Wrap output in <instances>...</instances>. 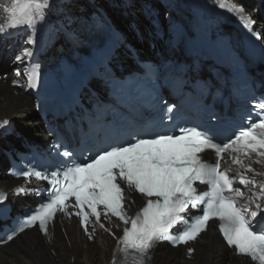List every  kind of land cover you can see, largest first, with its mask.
<instances>
[{"label": "snow or ice", "instance_id": "obj_1", "mask_svg": "<svg viewBox=\"0 0 264 264\" xmlns=\"http://www.w3.org/2000/svg\"><path fill=\"white\" fill-rule=\"evenodd\" d=\"M49 3L50 0H0V13L5 20L0 34L18 27L35 28L43 22ZM217 6L236 16L245 28L254 23L235 3L218 0ZM33 43L31 39L27 41L29 45ZM30 56L24 51L17 62ZM15 75L19 77L21 73ZM37 81L38 70L30 69L27 87L34 89ZM254 107L259 121L250 123L247 130L223 145L201 131L187 128L175 136L136 139L127 146L105 151L82 166L69 165L50 174L28 169L19 178L25 182L30 178L46 181L50 189L45 193L46 202L23 221L16 235L37 228L48 237L49 222L60 214L68 219L77 217L91 240L93 236L86 227L91 222L89 214L109 235L101 217L108 223L114 217L125 227L111 264H149L151 253L159 244L187 247L207 233L211 225L237 258L246 259L249 264H264V231L256 230L258 224L264 223V218L258 219L264 217V102ZM6 126L7 121L0 122V129ZM204 154L208 155L207 160ZM248 164H257L261 170ZM241 171L251 175H241ZM13 195H26L25 188L21 186ZM135 196L143 200V208L129 216L127 207ZM6 200L7 196L0 193V204ZM189 210L200 213L191 222L185 219ZM177 228L180 231L174 234ZM192 254L191 250L187 252L188 257Z\"/></svg>", "mask_w": 264, "mask_h": 264}, {"label": "bare ground", "instance_id": "obj_2", "mask_svg": "<svg viewBox=\"0 0 264 264\" xmlns=\"http://www.w3.org/2000/svg\"><path fill=\"white\" fill-rule=\"evenodd\" d=\"M68 1V0H63ZM103 3L106 0H98ZM86 1L80 2V9L83 13ZM76 0L71 4L74 11ZM138 6V0H133L129 7V12H135ZM79 16V14L67 11L64 17L70 21L71 17ZM120 25H128L132 14L128 15V19L124 20L122 14L118 13ZM84 18V17H83ZM138 20L142 24L143 18L139 15ZM264 28V26L262 27ZM261 28V29H262ZM81 33V30L78 29ZM260 31V30H259ZM129 37L139 38L141 41L148 36L142 32L128 33ZM158 45V43H156ZM163 47V46H160ZM7 67V63L0 58V68ZM193 74V73H186ZM11 76L6 81H0V122L4 119L13 120L16 126L24 131L32 140L46 138V132L42 122L34 119L31 113L35 110L27 112L35 107L34 102L26 94H22L20 90L10 85ZM27 112V113H26ZM16 128L22 134V131ZM13 144L16 143L14 137H9ZM3 143L0 142V146ZM6 148V146H4ZM3 153L0 148V165L4 167ZM4 169L0 168V186H15L18 182L9 183L3 177ZM27 198L18 200L17 204H23ZM116 240L108 235H98L93 242H88L80 233L73 219H66L63 225H56L48 235L43 237L36 230L26 231L5 247H0V264H111L113 260V251ZM196 251L187 258L185 249H171L169 247L159 248L152 260V264H249L243 259L234 256V253L228 250L225 245L218 240L213 231L204 234L202 239L196 242ZM118 259V258H117Z\"/></svg>", "mask_w": 264, "mask_h": 264}, {"label": "rangeland", "instance_id": "obj_3", "mask_svg": "<svg viewBox=\"0 0 264 264\" xmlns=\"http://www.w3.org/2000/svg\"><path fill=\"white\" fill-rule=\"evenodd\" d=\"M32 109H35V107L31 108V109L28 110L27 112L31 111ZM27 112H26V113H27ZM34 119H36V118H34ZM38 121H39V120H38ZM18 125H19V124H18ZM18 125L16 126V128H17L18 130H21V129L18 128ZM21 131H22V130H21ZM23 133H24V132L22 131V134H23ZM24 134H25V133H24ZM24 134H23V135H24ZM31 139H32V138H31ZM0 177H2V175H1Z\"/></svg>", "mask_w": 264, "mask_h": 264}, {"label": "trees", "instance_id": "obj_4", "mask_svg": "<svg viewBox=\"0 0 264 264\" xmlns=\"http://www.w3.org/2000/svg\"><path fill=\"white\" fill-rule=\"evenodd\" d=\"M31 115H32V117H33V118H35V112H34V114H33V113H31ZM23 132H24V131H23ZM24 133H25V132H24ZM25 135H26V136H28V137H30V136H29V135H27L26 133H25Z\"/></svg>", "mask_w": 264, "mask_h": 264}, {"label": "water", "instance_id": "obj_5", "mask_svg": "<svg viewBox=\"0 0 264 264\" xmlns=\"http://www.w3.org/2000/svg\"><path fill=\"white\" fill-rule=\"evenodd\" d=\"M35 114H37V112L35 111Z\"/></svg>", "mask_w": 264, "mask_h": 264}]
</instances>
